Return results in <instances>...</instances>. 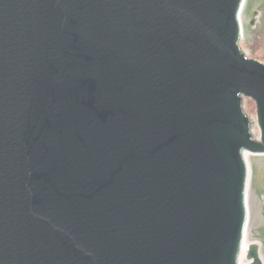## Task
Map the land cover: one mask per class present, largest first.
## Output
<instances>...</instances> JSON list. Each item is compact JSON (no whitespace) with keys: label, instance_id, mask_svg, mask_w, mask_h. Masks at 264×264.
Listing matches in <instances>:
<instances>
[{"label":"water","instance_id":"95a60500","mask_svg":"<svg viewBox=\"0 0 264 264\" xmlns=\"http://www.w3.org/2000/svg\"><path fill=\"white\" fill-rule=\"evenodd\" d=\"M242 4L0 0V264H241Z\"/></svg>","mask_w":264,"mask_h":264},{"label":"rangeland","instance_id":"374dc122","mask_svg":"<svg viewBox=\"0 0 264 264\" xmlns=\"http://www.w3.org/2000/svg\"><path fill=\"white\" fill-rule=\"evenodd\" d=\"M256 10V12H255ZM254 22L251 24L253 13ZM243 26L242 47L247 56L264 62V0H245L241 10ZM245 97L246 114L253 116L255 129L260 132L256 123V103L253 98ZM252 166L251 184L247 193L249 232L254 240L260 242L264 256V154H248Z\"/></svg>","mask_w":264,"mask_h":264},{"label":"bare ground","instance_id":"6f19581e","mask_svg":"<svg viewBox=\"0 0 264 264\" xmlns=\"http://www.w3.org/2000/svg\"><path fill=\"white\" fill-rule=\"evenodd\" d=\"M245 3V0L243 1ZM243 5V4H242ZM241 13H240V24H241V28H242V31L243 32V24H242V20H241ZM242 37V35H241ZM252 58V57H251ZM255 59V58H254ZM260 61V60H258ZM262 62V61H260ZM254 125H255V120H254ZM256 133H257V137L260 136V132L258 133L257 130H256ZM248 152H246V162H247V165H248V178H247V187H246V191H245V198H246V207L248 209V205H247V193H248V189H249V186L251 184V177H252V166H251V163L249 161V158H248ZM260 244L259 241L257 240H254V238L252 237L251 233L249 232V220L247 219L246 222H245V225H244V231H243V236H242V258H241V264H243L245 261H247V252H248V249H249V246L250 244Z\"/></svg>","mask_w":264,"mask_h":264}]
</instances>
